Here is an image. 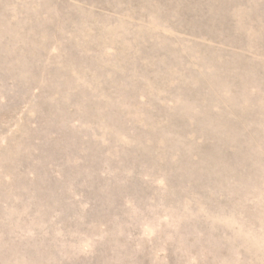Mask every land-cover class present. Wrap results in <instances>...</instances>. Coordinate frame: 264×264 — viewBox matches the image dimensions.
Here are the masks:
<instances>
[{
	"label": "rangeland",
	"instance_id": "obj_1",
	"mask_svg": "<svg viewBox=\"0 0 264 264\" xmlns=\"http://www.w3.org/2000/svg\"><path fill=\"white\" fill-rule=\"evenodd\" d=\"M0 264H264V0H0Z\"/></svg>",
	"mask_w": 264,
	"mask_h": 264
},
{
	"label": "bare ground",
	"instance_id": "obj_2",
	"mask_svg": "<svg viewBox=\"0 0 264 264\" xmlns=\"http://www.w3.org/2000/svg\"><path fill=\"white\" fill-rule=\"evenodd\" d=\"M154 2H155V1H154ZM154 5H156V6H154ZM159 6H160V5H158V4H154V3H153V7H152V8H153L155 11H157V10L159 9ZM119 8H120V7H119ZM160 19H161V17H157L155 21H156L157 23H159ZM164 20H165V19H164ZM214 25H215V24H214ZM210 29L213 31L214 27H211V26H210Z\"/></svg>",
	"mask_w": 264,
	"mask_h": 264
}]
</instances>
